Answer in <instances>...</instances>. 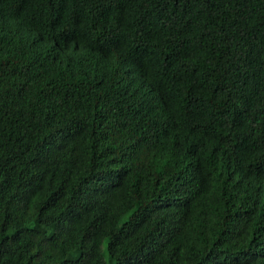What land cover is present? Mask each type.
I'll use <instances>...</instances> for the list:
<instances>
[{
  "label": "trees",
  "instance_id": "16d2710c",
  "mask_svg": "<svg viewBox=\"0 0 264 264\" xmlns=\"http://www.w3.org/2000/svg\"><path fill=\"white\" fill-rule=\"evenodd\" d=\"M0 264H264V0H0Z\"/></svg>",
  "mask_w": 264,
  "mask_h": 264
},
{
  "label": "rangeland",
  "instance_id": "374dc122",
  "mask_svg": "<svg viewBox=\"0 0 264 264\" xmlns=\"http://www.w3.org/2000/svg\"><path fill=\"white\" fill-rule=\"evenodd\" d=\"M102 248H105V243L102 245ZM104 256H105L106 260H108V259H107V254H106V253H105Z\"/></svg>",
  "mask_w": 264,
  "mask_h": 264
}]
</instances>
